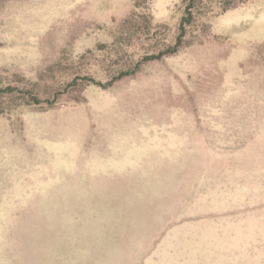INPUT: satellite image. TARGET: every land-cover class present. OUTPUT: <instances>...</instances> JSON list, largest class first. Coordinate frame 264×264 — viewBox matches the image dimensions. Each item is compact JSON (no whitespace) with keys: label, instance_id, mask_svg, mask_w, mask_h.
I'll list each match as a JSON object with an SVG mask.
<instances>
[{"label":"rangeland","instance_id":"obj_1","mask_svg":"<svg viewBox=\"0 0 264 264\" xmlns=\"http://www.w3.org/2000/svg\"><path fill=\"white\" fill-rule=\"evenodd\" d=\"M188 1L0 0V264H264V0Z\"/></svg>","mask_w":264,"mask_h":264},{"label":"trees","instance_id":"obj_2","mask_svg":"<svg viewBox=\"0 0 264 264\" xmlns=\"http://www.w3.org/2000/svg\"><path fill=\"white\" fill-rule=\"evenodd\" d=\"M195 3H196V0H189L188 1L187 6H186L187 15L183 16V18H182V21H181V24H180L181 32H180V34L178 36L177 44H175L174 47L165 50L163 53H165V52L172 53V52H174L176 50V47L179 44V42L181 41V37L183 35L184 24H189L191 22V18H192L191 9L194 7ZM233 4H234V0H225L223 2L222 9L225 10L228 7L233 6ZM163 53L148 55V56H146V58H148V59L157 58V57L161 56ZM125 74H127V71H125L123 73H120V75L118 77H116V78H120L121 76H123ZM34 100H35V102H38L37 101L38 99H34Z\"/></svg>","mask_w":264,"mask_h":264}]
</instances>
